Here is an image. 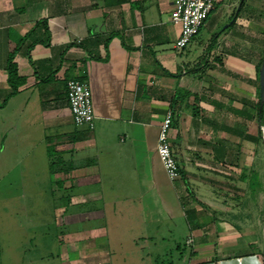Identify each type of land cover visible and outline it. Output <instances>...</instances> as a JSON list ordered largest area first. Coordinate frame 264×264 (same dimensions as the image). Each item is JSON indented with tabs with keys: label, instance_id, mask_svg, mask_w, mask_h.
<instances>
[{
	"label": "crops",
	"instance_id": "obj_1",
	"mask_svg": "<svg viewBox=\"0 0 264 264\" xmlns=\"http://www.w3.org/2000/svg\"><path fill=\"white\" fill-rule=\"evenodd\" d=\"M173 1L0 0V116L10 119V128L1 134L0 160L9 153L12 167H32L36 149L49 154L51 148L49 161L60 166L48 183L57 188L50 186L44 194L60 192L54 207L60 224L67 217L77 222L105 216L99 200L106 192L114 199L121 190L138 200L134 230L140 239L155 242L152 233L173 221L188 230L184 242L192 248L184 264H246L245 258L263 264L253 240L243 239L232 223L218 218L226 208L220 192L228 191L221 188L219 175L212 174L240 166L242 120L253 118L239 110L244 99H257L255 64L245 63L232 47L227 59H221L222 48L238 40L236 30L250 23L251 12L264 8V0H228L229 23L201 53L192 51L195 37L175 48L180 26L171 19ZM173 41L176 51L171 52L167 45ZM14 48L22 80L11 92L6 64ZM223 62L229 64L227 70ZM68 78L89 84L93 129L72 120ZM168 109L171 149L181 169L174 180L167 177L156 152L158 129ZM246 109L254 111L252 105ZM50 128L53 133L47 132ZM127 176L134 187H116L125 185ZM190 182L199 196L190 193ZM104 231L88 226L77 229L74 239L95 243L104 238L92 249L106 247ZM176 247L180 249L178 243ZM110 254L77 262L110 264Z\"/></svg>",
	"mask_w": 264,
	"mask_h": 264
},
{
	"label": "rangeland",
	"instance_id": "obj_2",
	"mask_svg": "<svg viewBox=\"0 0 264 264\" xmlns=\"http://www.w3.org/2000/svg\"><path fill=\"white\" fill-rule=\"evenodd\" d=\"M227 1L223 0L217 10L210 15L209 21L201 26L194 36L196 41L191 44L192 51L197 53L207 51L206 44L211 36L229 23L225 12L232 11V8L229 7L226 11ZM250 16L252 17L250 23L241 25L239 26L241 30L239 28L236 30L238 40L234 44L228 41L227 46L223 45L225 48H222L224 54H221V59L229 51L228 47H232L245 63L253 65L258 62L264 48V8L258 9L255 13L251 12ZM172 43L174 41L167 46L168 50L174 52L176 50L172 48ZM222 64L223 69L229 66L228 63ZM236 75L240 77L239 73ZM238 76L235 78L241 79ZM242 121L244 128L252 132L259 126L256 117L251 121L247 119ZM7 128H10V119L7 117L3 119L1 115L0 144L1 134ZM260 128L263 145L244 139L240 166L220 168L213 170L215 174H212L219 175L217 177L220 178L221 188L228 191L227 194L220 192L219 198L226 208L224 214L218 218L232 223L243 239H252L255 246L252 248L257 252H261L264 244V123ZM48 130L53 133V128L47 129V132ZM49 145L53 147V143ZM6 154L5 160H0L2 161L0 162V264H78L77 261H81V257L85 259L92 254L105 255L108 252L111 253L110 264H184L189 257L192 247L184 242L188 230L184 229L181 222L173 221L160 225L159 232L152 233V239L154 236L157 237L155 242L150 241L151 239H140L138 234L140 232L134 230L135 220L138 218V200L133 196L127 198L121 190L114 197L115 200L110 197L109 192L99 200V205H103L105 216L77 222L67 217L68 222L58 223L60 215L54 207L60 202V192L56 191L53 195H49L44 194V190L50 186L57 188L56 185L48 183V180L56 177L60 162H56L54 169L51 170L49 156L52 155L44 153L39 147L35 151L34 166L15 168L11 166L12 156ZM253 169L258 172V183L251 186L248 175ZM242 172L244 177H241ZM31 179L35 181L31 182ZM125 179L127 180L125 185H116V187L124 186L129 189L134 187L131 178L127 176ZM190 193L199 196V190L197 191L191 182ZM234 194L235 199L231 198ZM88 226L104 228L105 231L101 234L108 235V246L92 249L96 243L102 245V242H105L104 238H99L100 240H96L95 243L77 242L74 239L77 229H86ZM159 236L161 239H158ZM135 242L137 246H134ZM177 243L180 249H177ZM227 261L223 264H243L236 260ZM242 261L246 264H255L252 258H245Z\"/></svg>",
	"mask_w": 264,
	"mask_h": 264
},
{
	"label": "built area",
	"instance_id": "obj_3",
	"mask_svg": "<svg viewBox=\"0 0 264 264\" xmlns=\"http://www.w3.org/2000/svg\"><path fill=\"white\" fill-rule=\"evenodd\" d=\"M217 0H174L171 19L179 24V35L175 40V48L182 49L198 33L205 18ZM66 98L72 120L76 125L89 129L95 126L91 92L85 79L68 78L66 80ZM172 112L165 113L159 126L156 142V152L161 159L167 177L174 180L180 176V168L171 149L169 129Z\"/></svg>",
	"mask_w": 264,
	"mask_h": 264
},
{
	"label": "trees",
	"instance_id": "obj_4",
	"mask_svg": "<svg viewBox=\"0 0 264 264\" xmlns=\"http://www.w3.org/2000/svg\"><path fill=\"white\" fill-rule=\"evenodd\" d=\"M219 2H220V0H217V2L214 4L212 9L208 13L207 17L205 18V21L210 16V14L215 10V8L218 6ZM242 4H243V2H242ZM241 7H242V5L240 6L239 10L241 9ZM232 16H234V13L232 14ZM42 22H45V20H43ZM48 33L49 32L47 30V35H48ZM217 34L218 33H214L213 36L211 37V44L215 41ZM15 50L16 49L14 48L13 50H11L9 52L7 64H6L7 73H8V82L10 84L11 92H13L17 89L18 85L21 83V80H22V78L18 75L16 63L13 61ZM263 52H264V48H263V50L259 56L258 62L255 64L256 81H257V99L255 101H250L248 99H244V108L242 110H239L244 116H247L248 118L252 119V118L256 117L257 122L259 123V126L256 128V130L254 132H249L246 129L242 130V137L244 139H248L254 143H261L262 145H263V143H262V131H261L260 125L262 123H264V110H263V107L260 105V101L258 98L259 97L258 96V93H259V86H258L259 75H258V72H259V66L261 63ZM247 105L253 106V110H254L253 113H250L247 111V109H246ZM49 154L53 156V152H51V148L49 149ZM50 166H51L50 169L53 170L54 166H55V162L53 160L50 162ZM180 173H181V169H180ZM241 177H244V172L241 173ZM248 182L251 186H254L255 184L258 183V172L255 169L251 170V172L249 173Z\"/></svg>",
	"mask_w": 264,
	"mask_h": 264
},
{
	"label": "water",
	"instance_id": "obj_5",
	"mask_svg": "<svg viewBox=\"0 0 264 264\" xmlns=\"http://www.w3.org/2000/svg\"><path fill=\"white\" fill-rule=\"evenodd\" d=\"M258 75H259L258 77V86H259L258 96L259 97L258 98L260 101V105L263 107V110H264V52H263L260 66H259ZM261 256H262V261L264 264V244L262 245Z\"/></svg>",
	"mask_w": 264,
	"mask_h": 264
}]
</instances>
